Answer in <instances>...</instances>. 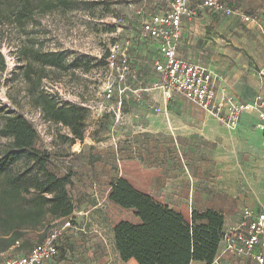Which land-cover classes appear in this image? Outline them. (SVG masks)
<instances>
[{"label": "rangeland", "instance_id": "1", "mask_svg": "<svg viewBox=\"0 0 264 264\" xmlns=\"http://www.w3.org/2000/svg\"><path fill=\"white\" fill-rule=\"evenodd\" d=\"M15 6L16 0H0V52L5 62L0 70V121L8 112L31 123L38 135L37 147L50 154L47 169L51 173L62 176L79 170L84 156L93 163L110 162L116 155L120 161L140 159L150 164L179 154L190 155L189 162L205 155L206 141L193 133L205 124L201 117L205 112L182 96H167L154 86L159 80L154 68L159 57L151 42L139 39L142 22L153 13L144 0H72L69 7L37 14L22 26L9 18ZM29 48L60 56L65 69L46 68L42 89L61 105L85 110L82 142L67 141L69 130L46 122L31 105L22 77L28 62L24 50ZM108 53L124 56L127 69L121 73L110 68ZM168 120L185 134L176 143L168 133ZM9 143L0 136V157ZM80 146L79 157H70ZM46 227L30 231L28 238L36 241Z\"/></svg>", "mask_w": 264, "mask_h": 264}, {"label": "crops", "instance_id": "2", "mask_svg": "<svg viewBox=\"0 0 264 264\" xmlns=\"http://www.w3.org/2000/svg\"><path fill=\"white\" fill-rule=\"evenodd\" d=\"M220 1L233 8L235 14L224 18L205 11L191 19L183 18L177 57L205 68L214 77L216 90L232 95L239 103L253 104L257 97L264 100V0ZM241 15H253L257 22L245 24ZM152 44L158 55L157 46ZM201 117L205 124L193 133L206 141L205 155L193 158L192 162L188 161L192 159L190 155L180 154L174 159L150 164L140 159L120 161L116 155L110 162L93 163L84 156L81 170H71L73 228L61 248L64 259L55 257L44 264H137L133 259L121 261L113 242V229L117 224L140 223L134 210L120 208L109 199L110 182L118 178L178 212L189 224L193 211L220 213L224 234L236 228L244 209L264 212L263 133L258 128L256 113H241L234 129L206 112ZM167 130L174 143L185 135L174 121L168 120ZM81 147L78 152H71L70 157H79ZM62 221L53 223L60 225ZM43 231L36 241L25 235V246L12 254H26L42 240ZM223 249L221 241L212 264H257L252 255L225 253L219 257ZM259 252H264V234L253 254Z\"/></svg>", "mask_w": 264, "mask_h": 264}, {"label": "trees", "instance_id": "3", "mask_svg": "<svg viewBox=\"0 0 264 264\" xmlns=\"http://www.w3.org/2000/svg\"><path fill=\"white\" fill-rule=\"evenodd\" d=\"M72 0H16L10 12L11 23L22 26L32 22L34 16L67 8ZM105 1V0H104ZM28 59L22 77L27 84V96L44 120L69 130L74 144L82 142L87 114L85 110L61 105L42 89L48 77L46 68L64 70L58 54H43L33 48L25 49ZM110 54L106 55L108 59ZM37 65L33 67L32 62ZM115 63L119 60L116 58ZM5 69L0 52V70ZM0 136L10 140L8 150L0 157V252H6L19 243L16 250L25 246L24 237L36 228L46 234L58 224L54 220L72 218L73 202L71 172L56 176L47 169L50 154L37 147L38 135L23 116L4 114L0 121ZM17 166V170L13 169ZM34 168V171H30ZM109 199L120 208L134 210L138 225L127 222L113 229V242L123 262L131 259L137 264H212L224 236L223 216L214 211H193L187 223L181 214L155 201L149 195L135 190L126 180L110 182ZM62 221V222H63ZM57 260L64 259L60 249Z\"/></svg>", "mask_w": 264, "mask_h": 264}, {"label": "built area", "instance_id": "4", "mask_svg": "<svg viewBox=\"0 0 264 264\" xmlns=\"http://www.w3.org/2000/svg\"><path fill=\"white\" fill-rule=\"evenodd\" d=\"M153 13L140 26L139 39L149 41L157 46L159 60L154 64L159 80L154 86L167 96L171 93L182 96L196 107L206 112L219 123L234 129L239 116L243 112L254 111L258 119V128L263 133L262 149H264V100L256 98L253 104L239 103L232 95L217 91L214 77L205 68L185 62L177 57V48L182 39L181 22L183 18L191 19L199 12H211L224 18H230L235 10L226 6L220 0H144ZM245 24L256 23L253 15H241ZM118 58L119 63L115 60ZM110 68L121 73L127 69L124 56L115 57L112 54L107 59ZM108 96L112 91L109 86ZM72 218L64 220L46 234L41 243L32 246L21 256L12 253L19 247L16 242L6 252H0V264H44L54 259L62 245L66 243L68 231L73 228ZM264 234V212L255 213L244 209L239 224L233 230L224 234L222 254L236 256L252 255L257 264H264V252L253 254L260 237Z\"/></svg>", "mask_w": 264, "mask_h": 264}]
</instances>
